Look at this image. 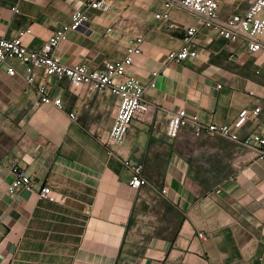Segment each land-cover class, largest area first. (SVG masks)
Instances as JSON below:
<instances>
[{
  "label": "crops",
  "instance_id": "0c3cea01",
  "mask_svg": "<svg viewBox=\"0 0 264 264\" xmlns=\"http://www.w3.org/2000/svg\"><path fill=\"white\" fill-rule=\"evenodd\" d=\"M91 1L0 0V36L29 30L22 43L38 50ZM111 2L107 13L89 11V33L68 32L54 54L66 65L97 70L142 37L129 73L144 85L154 82L146 90L151 110L132 124L119 156L98 141L113 123V95H75L67 81H44L38 71L34 87L46 85L62 109L34 108L23 66L11 63L14 77L0 67V264H264V160H236L239 145L222 139L166 135L181 108L218 124L258 108L239 135L264 134V53L251 57L243 39L228 43L204 30L196 59L167 62L181 46V28L196 18L173 10L167 22L156 21L160 0ZM243 8V0L219 3L223 17ZM122 159L142 166L146 185L128 186ZM12 165L34 190L6 198ZM42 187L57 202L40 200Z\"/></svg>",
  "mask_w": 264,
  "mask_h": 264
},
{
  "label": "built area",
  "instance_id": "2783aa9c",
  "mask_svg": "<svg viewBox=\"0 0 264 264\" xmlns=\"http://www.w3.org/2000/svg\"><path fill=\"white\" fill-rule=\"evenodd\" d=\"M163 11L155 14L156 21L167 22L173 10H181L196 18L192 25L181 28V46L178 50L169 51L167 62L181 63L198 57L196 39L202 31H213L228 43H235L243 39L247 54L253 57L255 54L264 53V0H243L242 11L228 17L220 14V0H160ZM111 0H93L84 5L83 9L76 10L71 16L70 23L53 32L38 50H29L22 43V37L28 34L24 30L13 39L0 36V67H5L9 77L17 75L12 62H18L23 66L22 78L25 84L33 89V107L53 105L62 109L59 97L53 96L46 85L34 87L37 72L42 79H54L55 81H67L72 93L78 95L82 91L87 94L108 92L117 99L116 112L111 128L105 138H99V143L110 149L111 152L121 156L127 133L133 123L144 121L150 112L152 104L146 99V90L155 87L154 82L144 85L136 76L129 73V68L134 64L135 57L141 54L142 37L133 38L125 48V55L121 59L109 60L103 63L100 69L94 70L85 64L66 65L54 54L58 45L66 39L68 32L89 33V11H101L107 13L112 10ZM18 11L14 9V13ZM170 29H177L170 25ZM109 33L113 28L107 30ZM157 73H153L155 77ZM259 112L246 109L240 111L237 117L229 124L204 122L195 114L188 115L181 108L172 114L166 125V135L170 139H177L185 133H189L194 139H222L239 145L234 153V159L243 162L264 160V134L251 133L240 137L243 129L251 116ZM69 118L76 121V115L69 113ZM123 165L129 172L128 186L134 189L147 184L143 177L141 165L132 164L124 160ZM240 164V162H238ZM12 180L3 193L10 198L21 190L33 191L31 178L15 165L10 167ZM162 195L166 190L160 191ZM40 200L55 203L48 187H42L37 192ZM202 239L203 234L199 233Z\"/></svg>",
  "mask_w": 264,
  "mask_h": 264
}]
</instances>
